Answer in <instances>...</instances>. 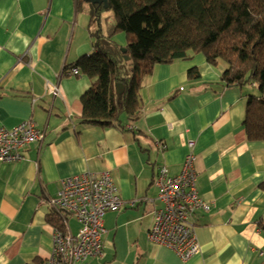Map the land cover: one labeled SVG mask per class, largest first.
I'll return each mask as SVG.
<instances>
[{"label":"crops","instance_id":"obj_1","mask_svg":"<svg viewBox=\"0 0 264 264\" xmlns=\"http://www.w3.org/2000/svg\"><path fill=\"white\" fill-rule=\"evenodd\" d=\"M90 23L84 0H0V127L32 120L45 133L23 149V161L0 163V264H45L54 239L50 200L61 181L104 172L123 201H141L107 212L103 258L75 264H264V143L245 132L249 88L226 84L227 64L196 54L155 66L136 120L85 123L81 98L94 80L66 71L97 52ZM116 38L126 44L124 34ZM49 83L58 94L47 92ZM189 141L198 193L211 210L195 215L200 252L184 261L148 233L162 207L158 169L179 175Z\"/></svg>","mask_w":264,"mask_h":264},{"label":"trees","instance_id":"obj_2","mask_svg":"<svg viewBox=\"0 0 264 264\" xmlns=\"http://www.w3.org/2000/svg\"><path fill=\"white\" fill-rule=\"evenodd\" d=\"M107 1V10L90 4L97 52L73 67L94 80L81 98L85 123L107 127L121 126L123 116L136 120L142 109L140 91L157 64L203 54L212 65L227 64L222 75L226 84L258 87V94L247 96L244 127L249 141L264 143V0ZM106 11L115 19L107 33L101 24ZM119 34L126 36L125 45L114 41ZM118 84L124 87L122 95ZM48 223L63 231L55 211Z\"/></svg>","mask_w":264,"mask_h":264},{"label":"built area","instance_id":"obj_3","mask_svg":"<svg viewBox=\"0 0 264 264\" xmlns=\"http://www.w3.org/2000/svg\"><path fill=\"white\" fill-rule=\"evenodd\" d=\"M77 72L72 68L67 74ZM46 90L55 95L60 91L58 85L50 83ZM44 138V131L32 120H25L11 129L0 127V163L23 161V149L31 143H42ZM160 146L163 148V144ZM194 146V141L188 142L190 151L179 175L171 176L166 165L159 167L154 184L159 190L162 207L154 210L148 233L151 242L172 249L184 261L200 252L195 215L198 211L211 210V204L198 193ZM140 201H123L113 177L107 172L64 178L58 195L50 200L64 228L63 231L54 228L53 248L45 264H75L103 258L104 215L121 211L125 206L135 207ZM70 218L79 224L78 233L70 228Z\"/></svg>","mask_w":264,"mask_h":264},{"label":"rangeland","instance_id":"obj_4","mask_svg":"<svg viewBox=\"0 0 264 264\" xmlns=\"http://www.w3.org/2000/svg\"><path fill=\"white\" fill-rule=\"evenodd\" d=\"M102 27L103 29L106 31L107 28L108 30L110 29L112 31V26L115 25V19H114V16L112 14L111 11H106L103 15H102ZM108 30L106 31V33L108 32ZM125 38V37H124ZM114 41L118 42L116 36H114ZM223 62L224 64H226L224 61H221ZM220 63V62H219ZM249 88L250 92L251 93H255V94H258V87L257 86H254L252 84H249V85H245ZM69 224L73 230L74 233H78L79 232V225L77 223L76 220H73L72 218L69 219Z\"/></svg>","mask_w":264,"mask_h":264},{"label":"water","instance_id":"obj_5","mask_svg":"<svg viewBox=\"0 0 264 264\" xmlns=\"http://www.w3.org/2000/svg\"><path fill=\"white\" fill-rule=\"evenodd\" d=\"M90 4H93V5H103V7L107 10L110 8V4L107 0H84ZM107 46H110V43H105ZM122 52H126V49H122ZM127 60H129V58L127 57L126 58ZM116 90H117V94L118 95H122V93L124 92V87L122 85H117L116 86Z\"/></svg>","mask_w":264,"mask_h":264},{"label":"clouds","instance_id":"obj_6","mask_svg":"<svg viewBox=\"0 0 264 264\" xmlns=\"http://www.w3.org/2000/svg\"><path fill=\"white\" fill-rule=\"evenodd\" d=\"M72 69V68H71Z\"/></svg>","mask_w":264,"mask_h":264}]
</instances>
